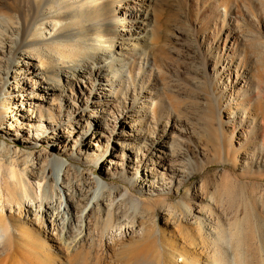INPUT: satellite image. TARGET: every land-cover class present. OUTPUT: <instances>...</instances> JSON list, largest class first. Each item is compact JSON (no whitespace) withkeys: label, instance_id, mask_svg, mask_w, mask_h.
Listing matches in <instances>:
<instances>
[{"label":"bare ground","instance_id":"bare-ground-1","mask_svg":"<svg viewBox=\"0 0 264 264\" xmlns=\"http://www.w3.org/2000/svg\"><path fill=\"white\" fill-rule=\"evenodd\" d=\"M68 1L24 0V12L20 14L21 19L19 18L18 25L17 22L14 25L15 22L12 21V26L8 28L12 36L6 35L7 39H4L7 41H2L0 44V116H2L3 108L7 109L11 120H15L16 116L18 120L20 119L21 125L17 128L10 126L9 130H15L16 140L28 146L25 158L39 153L37 161L31 163L32 167L23 171L29 172L30 176L39 182L46 181L45 187L40 185V189H43L42 196L36 195L33 187L34 190L30 194L28 187L32 183L27 184L24 178L18 181L21 187H17L16 183L15 190L9 193L7 199L0 190V212H2L0 214L5 219L4 207L11 205L10 207L13 208L17 204V207L20 206L17 213L20 219L26 218L29 221L31 219L34 222L29 216L34 213L36 219L41 218L45 223L51 221L53 224L51 231L44 224V233L47 238L52 240L57 235L60 237L66 235L64 244L67 252L65 253L71 254L67 259H70L72 263L76 261V264L79 262V264H82L81 262L88 264L87 261L92 256L98 257L95 254L96 250L94 253L89 248L76 249L72 245H76L74 242H78L85 236L84 239L94 236L93 233H97L96 231L102 236L107 235L106 233L117 221L115 206L118 196L124 197L130 191V189H125L122 193L113 191L114 187L108 180L109 176L118 175L124 180L127 179L129 184L142 191L146 188L147 192L152 193L169 190V192L174 191L180 194L197 170L200 157L206 153L199 150L196 145L194 147L190 139L192 136L190 129L181 122L182 114H176L175 109L179 108L176 105L178 99L171 98L173 104L170 102L167 107L165 105L162 108L158 104V94L147 89L150 85L157 88L160 82L158 76H155L154 80L146 86L141 84L139 88L138 85H134L133 89L126 92L122 88L127 80V76L122 75L126 69L130 73L134 71L137 80L143 83L142 79L146 70L151 67L153 71L165 58L162 38L167 21L165 22L166 19H164L163 5L157 0ZM240 1L212 0L210 7L204 5V8H210L214 21L219 22L222 30L211 40L212 46L219 52V58L215 60L211 56L207 45L208 39L198 43L194 55L198 62L204 65L208 83L220 92L215 94L214 101L224 102L225 106L220 114L227 113L228 124L233 122V136L238 129L239 139L243 140L239 142L240 147L247 144L246 150L252 151V154L256 156L252 159V163L263 167L264 0H246L245 4L243 2L245 17L250 22L255 21L259 31L246 24L239 25L238 20L234 21V9ZM47 4L60 7V12L53 11V13L75 20L76 26L73 27L68 22L62 28H56L52 22L46 21V11L49 10L46 7ZM4 15V12H1L0 18L2 16L7 18ZM229 19L227 26L226 22ZM35 25H44V29L54 28L53 36L43 40L40 50L37 48L39 40L30 39ZM224 35V46L220 48ZM40 55L46 56L51 66L60 68L59 66L67 64V68L61 66L62 74L71 78L65 86L62 85L63 88L59 87L63 82L60 73L53 72L48 75L49 67H41L35 61ZM71 74H74L75 78H72ZM36 77H39L40 81H37ZM12 78L16 84V87H13L14 92L10 89L6 91L8 86L11 88L14 84L11 82ZM49 79L53 81L50 82ZM76 83L81 85L74 89ZM32 88L33 92L25 96V91ZM15 92H21V97L16 104L19 105L22 102L24 105L20 106L19 110L17 107L11 111L9 106L17 100L14 96ZM35 99L41 101L32 102ZM25 100L31 101L28 103ZM172 105H176V108L174 109ZM90 107L93 108L90 109ZM66 111L69 114L64 118ZM165 112L172 115L167 122L164 120ZM77 116L88 119V124L83 125L85 139L79 143L78 155L74 154V149L68 150L67 143L57 145L59 151L43 149L36 152L35 148L41 146L42 141L47 142L49 139L52 141L54 138L61 140L62 135L59 131L64 124L73 128L72 133L67 131L68 135L78 132L76 127L81 126L76 120ZM110 122L115 124L112 126ZM46 128L51 129L53 135L51 133V135H44L47 133ZM108 128H113L116 138V145L111 155L107 156L109 150L101 152V155H94L93 162L100 166L99 174L96 170H86L80 161L91 159L92 156L88 153L92 146H97L100 151L101 145L93 140L84 141L105 136L101 130ZM117 128H120V131H117ZM170 130L172 133L168 132ZM80 140L79 137L77 142ZM215 147L219 149L222 144H216ZM10 164L12 176H14L18 170V164L13 161ZM96 177H98L97 180H95ZM201 182V189L205 191L207 185L205 181ZM84 183L86 184L83 185ZM94 183L97 186L96 190H94ZM57 188L60 189L59 193L62 197L65 194L66 200H60L61 202L56 204L53 198L56 196ZM198 190L200 188L197 187L195 196L203 197ZM40 197L39 204L35 205L34 202ZM26 198L29 200L26 201ZM178 202L186 208L187 212H192V206L185 197ZM24 204L27 208H24ZM199 212L202 213L200 210ZM103 214L107 215L105 224L99 225L101 227L97 225L96 230L93 229L92 220H98ZM80 222L83 226L86 222L87 233L74 241L71 236L76 232ZM14 228V224L8 222L4 225L0 222V252L1 248L8 244ZM167 246L169 249L165 253L169 254V258L175 257L177 252L180 253L179 250ZM43 249L42 253H38H41L46 263L50 261L49 263L52 264L55 261L53 255L55 250L45 246ZM141 252L143 251H138L132 256L131 263L152 264L146 258L148 256L145 253L143 256ZM183 252L182 250L181 253ZM165 257L167 260L168 255ZM165 260V264L174 262L168 260L167 263Z\"/></svg>","mask_w":264,"mask_h":264},{"label":"rangeland","instance_id":"rangeland-1","mask_svg":"<svg viewBox=\"0 0 264 264\" xmlns=\"http://www.w3.org/2000/svg\"><path fill=\"white\" fill-rule=\"evenodd\" d=\"M157 1L163 5L164 19H166L165 22L167 21L162 38V44L165 48V58L153 71L151 67L146 70L145 76L142 79L143 83L137 80L134 71L130 73L129 70L126 69L122 75L127 76V80L122 88L124 92L133 89L134 85H138L140 88L141 84L146 86L154 80L155 76H158L160 82L157 88L150 85L147 89L158 94L157 100L161 107H165V105L167 107L171 102V98L178 99L176 105L179 108L177 109L176 105H172L174 109H177H175L176 114H182L181 122L186 128L190 129L189 131L192 134V136L190 134V139L194 147L196 145L199 150L204 151L206 154L200 157L197 170L188 180L180 194H176L174 191L169 192V190L152 193L147 192L146 188H143L142 191L140 188L133 187L129 184V182L126 181L127 179L124 180L118 175L109 176L108 180L112 182L114 187L112 189L113 191L122 193L125 189H130L126 196H118L115 206L117 221L114 227L110 228L109 232L106 233L107 235L102 236L96 231L97 233L94 232V236L92 235L93 237L90 236L84 239L86 236L84 237L83 234L86 235L87 233L86 222H84V226L83 223L80 222L76 227V232H74L71 237L74 241L80 238V236L84 238L80 239L78 242H74L76 245L73 244L74 246L72 245V247L76 249L89 248L93 250L94 253L96 250L95 254H97L98 257L94 258V256H92L93 258L91 257L87 261L88 264H98V262L99 264H132V256H134L135 253L137 254L138 251H143L141 252L143 253L142 255L144 256L145 253L146 256H148L146 258L151 261L152 264H165V255H168L165 261H167V263L168 260L171 262L174 261L172 264H264V166L261 167L259 164L252 163V159H255L256 156L252 154V151L246 150L247 144L242 148L240 147L239 142L241 143L243 140L241 141V139H239L238 129L233 136V122L228 124L229 116L227 113L220 114V112H223L225 106L224 102L219 103V101H214L215 94L220 92L208 83L207 75H205L204 72V65H201L194 55V50L197 48L198 43H201L203 39H208L207 45L211 51V56L215 60L217 57L219 58V52L212 46L213 44L211 41L221 30L219 22L217 23L214 21V15L210 13L209 7L212 0ZM245 1L246 0H241L238 3L239 5L235 7L233 15L235 17L234 21L236 22L238 20L239 25L243 24L242 26H244V24H246V26L254 27V30L259 31L258 24L256 25L255 21L250 22L244 15L245 11L243 10V6ZM68 2L71 1L69 0ZM205 4L209 7L204 8ZM246 4L248 3L246 2ZM46 7L49 8V10H47L48 12L46 11V21L52 22L56 28H62V26L68 22L73 27L76 26L75 20H69L53 13V11L60 12V7L50 6L49 4H47ZM208 8L209 10H207ZM0 9V13L4 12V16H7V18L3 16L0 18L1 44L2 41H7L4 39H7L6 35L12 36V33L9 32L8 29L12 26V21L15 22L13 23L14 25H16V22L18 25L21 19L20 16L24 12V0H0ZM254 11L256 12L255 9ZM6 20H8L7 23ZM228 21H230V19L226 22L227 26L229 25ZM43 26L44 25H35L33 33L30 36L32 40H39V45L37 47L39 50L43 45V40L54 34L53 27H50L51 29H44ZM224 40L225 35L220 48L224 46ZM35 61L41 67H49V71L47 72L48 75H51L53 72L57 74L60 73V77L63 79L62 84L60 83V88H63L71 78L65 77L62 74L61 66L67 68V64L59 66L60 68L55 67V65L51 66L48 62V58L42 55L37 56ZM141 65L144 66L143 64ZM118 66L121 68L120 64ZM71 76L75 78L74 74H71ZM36 78L37 81H40L39 77ZM49 81L52 82L53 80L49 79ZM11 82H14V84H12L11 88L8 86L6 91L10 89V91L14 92L13 87H16V84L13 78ZM79 84L81 85V83H76L74 89H77ZM32 85L35 86V84ZM152 88H154V90ZM30 92H33V88L32 90L28 89L25 91V96ZM121 94L123 95V92ZM14 96L17 100H14L9 106L11 111H14L17 107L19 110L20 106L23 107L24 105L22 102H20L19 105L16 104L21 97V92H15ZM29 101L31 100L27 102L30 103ZM40 101L41 100L35 99L32 102L38 103ZM171 104H173V102H171ZM92 108L90 107V109ZM179 109L182 112L179 111ZM204 110L207 111V113ZM1 112V193L5 196V199H7L9 193L15 190L16 183L18 184L17 187H21L18 181L24 178L28 182L27 184L32 183L29 185L30 187H28L29 193L31 194V192H33L32 190L35 189V194H41L40 196H42L43 189H40V185L45 187L46 181L41 180L39 182L32 178L29 172L27 173V171L23 170L29 169L32 167L31 163L37 161V156L39 155L37 151L43 149L52 150L54 152L59 151L57 145H64L67 143L68 150L71 151L74 149V154L78 155L79 143L83 142L85 139L83 137V125L85 126L88 124V119L87 117L82 119L77 116L76 120L81 127L77 128L74 125L76 131H78L75 134L68 135L67 131L72 133L73 128L68 124H64L63 128L59 131L60 135H62L61 140L54 138L52 141L51 139L47 140V142L42 141V145L35 148L37 154L25 158L28 146H25L20 140H16V136L14 135L15 130H9L10 126L17 128V126L21 125L20 119L18 120L16 116L15 120H11L7 109L2 108ZM65 114L64 118L68 117L67 114L69 113H67V111ZM171 116V114L169 115L165 112L164 120L167 122ZM65 123H67V121H65ZM110 123L112 126L115 124L113 122ZM46 124L45 122V125ZM112 130L113 128L101 130V133L105 136L84 141L88 142L89 140H93L95 143L101 145L102 151H99L97 146H92V149H90L88 153L91 154V159H86V161L83 159L80 161L84 166L83 168L86 170H96L97 174H99L100 166L93 162L95 159L94 155H101V152L103 153V151L106 150H109L107 156L109 157L111 155L113 147L116 145L115 134ZM51 131L52 130L48 128L47 133L44 135L50 134ZM117 131H120V128H117ZM168 132L172 133L171 130ZM51 134L53 135V133ZM79 137L81 140L77 142ZM217 141L222 144V147H219V149L215 147L216 144H219ZM214 142L216 144H214ZM93 147L96 149H93ZM12 161L18 164V170L14 176H12L10 164ZM128 175L131 176V174ZM77 178L79 179V177ZM97 178L98 177H96L95 180H97ZM81 180L82 178L80 177V181ZM202 180L205 181L204 183L207 185L205 191L201 189ZM139 182H137V184H139ZM85 184L86 183L83 185ZM93 186L94 190H96V183H94ZM32 187L34 189H32ZM197 187L200 188L198 192L203 196L201 198L195 196L194 192L197 190ZM59 190L60 189L57 188L56 196L53 198L56 204L62 200H66L65 194H63L62 197ZM184 197L192 206L191 213L187 212L186 208L178 202V200L180 201ZM27 198L25 199L26 201L29 200ZM40 200L41 197L40 199L37 198L34 204L38 205ZM10 206L7 205L4 207L3 213L5 219H3L1 216L2 212H0V222L4 225L8 222L15 225L8 240V244L1 248L0 264H50L51 262L49 261L50 263H46L45 260H43L44 257L41 255L44 251L43 246L55 250L53 251L55 261L52 264H76V261L72 263L70 259H67L69 258V254L65 253L67 250L64 244V239L67 237L66 235L61 237L57 235L56 238L52 240H49L45 235L44 224H46L51 231L53 229L51 221H46L45 223L41 218L36 219L34 213L29 214L34 222L31 221V219L30 221L26 218L20 219L19 214H17L19 213L18 210L20 206L18 205L17 207V204H15L13 208ZM24 208H27V205L24 204ZM199 210L202 211V213L199 212ZM105 215L106 214L100 216L98 220H92L93 229L96 230L97 225L101 227L99 225L105 224L104 222L107 219V215ZM167 245L180 251V253L177 252L176 258L170 256L173 260L169 258V254L165 253V251L169 249ZM182 250L184 251L183 253H181ZM134 251L136 252L133 254ZM81 263L85 264L84 262Z\"/></svg>","mask_w":264,"mask_h":264}]
</instances>
